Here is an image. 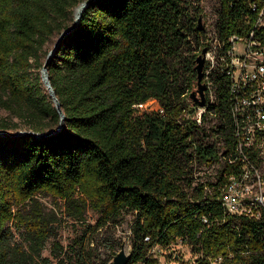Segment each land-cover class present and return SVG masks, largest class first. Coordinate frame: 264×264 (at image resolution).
I'll return each instance as SVG.
<instances>
[{
	"label": "trees",
	"instance_id": "1",
	"mask_svg": "<svg viewBox=\"0 0 264 264\" xmlns=\"http://www.w3.org/2000/svg\"><path fill=\"white\" fill-rule=\"evenodd\" d=\"M84 1L0 0V108L9 115L0 130H25L0 135V264H93L82 237L66 247L54 240L50 257L43 255L56 227L39 195L63 201L76 216L91 208L99 225L133 212L128 264H160L153 248L177 241L194 246L196 264H264V206L254 209L258 217L237 216L221 202L242 155L259 168L262 161L259 153H239L231 144L221 54L205 67L200 123L199 107L189 100L197 56L187 60L184 86L169 63L189 44V30L202 36L200 52L213 38L228 46L229 37L251 32L264 44V0H219L208 36L197 21L186 26L185 0H93L47 64L64 124L51 134L28 135L60 123L42 81L41 51L71 25ZM150 99L161 108L141 111L138 105ZM212 118L218 124L209 129L205 123ZM201 135L222 141L224 151ZM221 159L215 182H195L194 167Z\"/></svg>",
	"mask_w": 264,
	"mask_h": 264
},
{
	"label": "rangeland",
	"instance_id": "2",
	"mask_svg": "<svg viewBox=\"0 0 264 264\" xmlns=\"http://www.w3.org/2000/svg\"><path fill=\"white\" fill-rule=\"evenodd\" d=\"M187 4V14L188 20L185 21L186 26L190 29L193 24H196L197 18L201 15V23L205 25L206 31L205 36H208L212 31L215 30V26L218 20V9L219 0H185ZM76 9V8H75ZM75 9L72 14V21L75 19ZM189 44H185L179 52V56L175 60H170L171 68H176L179 75V81L181 85H185V67L187 65V60L193 55L198 56L199 43L201 42L202 36L198 35L189 30ZM60 34L54 33L49 41L45 44L41 51V60L45 62L47 58H51L54 51L59 46ZM211 57L205 55V66L203 72H205V67L207 66V61H210ZM196 63H194V66ZM205 77V74H204ZM203 77L202 82L206 83ZM197 85L195 81V86L191 91L196 90ZM209 99H213L212 90L209 91ZM199 98V95L197 94ZM191 102L192 100L189 99ZM160 103L157 100L150 99L146 102L145 107L141 111H156L159 110ZM200 108H195V115L198 114ZM8 113L0 108V123L2 121H8ZM218 124V119L212 118L205 123L207 128H215ZM0 132H4L0 130ZM9 133H19L25 132V130H10ZM204 142L209 144H215L216 148L219 149L220 153L224 151L222 146V141H215L208 137H200ZM264 155V153H263ZM264 161V158H263ZM223 164V160H219L209 167L206 166H196L193 168L192 175L197 181H209L215 182L217 180V175L219 174L220 167ZM261 172L264 174V166L261 167ZM264 189L261 184H255L253 186V191H258ZM37 200L42 203L45 211L50 214L54 221L56 234L49 238L46 243L45 249L43 250V255L50 257V248L54 240H58L63 246L69 245L76 238H83L85 245V252L88 257H91V262L93 264L102 263L107 264L113 256L124 247L125 251L128 252L130 248V236H131V225L134 220V213L131 211H123L119 216L113 218L103 225H99L100 215L87 208L83 215L76 216L71 214L66 210L63 201L55 199L51 196L39 195ZM153 253L157 257L160 264H196V259L199 257V253L196 251L194 246L185 241H177L176 243L170 245L166 249L153 248Z\"/></svg>",
	"mask_w": 264,
	"mask_h": 264
},
{
	"label": "built area",
	"instance_id": "3",
	"mask_svg": "<svg viewBox=\"0 0 264 264\" xmlns=\"http://www.w3.org/2000/svg\"><path fill=\"white\" fill-rule=\"evenodd\" d=\"M262 14V12H261ZM258 18V22L262 23ZM205 55L211 58L210 67L215 65V56L220 53V61L228 77L227 107L233 126L234 150L242 153H259L261 167L264 166V44L254 38L251 32L246 37L233 35L228 38V46L216 38L210 42ZM205 73H208L206 70ZM145 104H139L142 109ZM200 108V107H199ZM204 107L197 114L200 123ZM255 184L264 186V174L245 155L241 157L240 169L232 173L221 189L224 209L237 216L258 217V206H264V189L253 191Z\"/></svg>",
	"mask_w": 264,
	"mask_h": 264
},
{
	"label": "water",
	"instance_id": "4",
	"mask_svg": "<svg viewBox=\"0 0 264 264\" xmlns=\"http://www.w3.org/2000/svg\"><path fill=\"white\" fill-rule=\"evenodd\" d=\"M93 0H85L84 2L81 3L82 5V10L79 13V15L77 16L76 19H74V21L72 22V24L66 28L63 32H61L60 36H59V40H61L66 34H68L69 32H71L78 24V21L80 19L81 13L84 10V8L89 5ZM201 15H199L198 19H197V29L200 31H205L206 27L204 24L201 23ZM205 53H206V48H203L200 52V54L197 56L196 58V65H195V71H196V85L197 88L196 90H193L190 92L189 94V99H191L193 101V104L197 107H204L206 104V89H207V85L206 83H203V77H204V66H205ZM49 58H47V60L44 62L43 68L41 70V77H42V81L48 91V93L50 94V96L52 97V100L54 102L55 108L57 110V112L60 115V123L57 127V129L55 130H49L46 133H41V134H35L33 132H26V134L28 135H36V136H43L45 134H51L53 132H56L57 130H59L63 124H64V114L63 111L61 109L60 103L57 99V97L55 96V93L51 87V84L49 82V78H48V69H47V64H48ZM197 94L199 95V98L197 97ZM23 132H19V133H8V132H0V135H4V136H14L17 134H22ZM131 258V250L129 248L128 252L125 251L124 247H122L111 259V261H109L108 264H128L129 260Z\"/></svg>",
	"mask_w": 264,
	"mask_h": 264
},
{
	"label": "bare ground",
	"instance_id": "5",
	"mask_svg": "<svg viewBox=\"0 0 264 264\" xmlns=\"http://www.w3.org/2000/svg\"><path fill=\"white\" fill-rule=\"evenodd\" d=\"M82 10V5H78L75 9V19L77 18V16L79 15V13L81 12Z\"/></svg>",
	"mask_w": 264,
	"mask_h": 264
}]
</instances>
